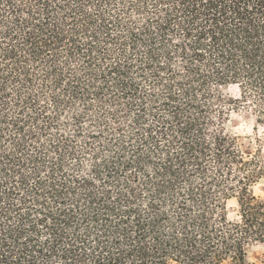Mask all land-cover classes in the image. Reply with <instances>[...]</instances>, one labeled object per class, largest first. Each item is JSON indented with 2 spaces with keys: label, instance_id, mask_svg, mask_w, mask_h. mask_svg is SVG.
<instances>
[{
  "label": "trees",
  "instance_id": "obj_1",
  "mask_svg": "<svg viewBox=\"0 0 264 264\" xmlns=\"http://www.w3.org/2000/svg\"><path fill=\"white\" fill-rule=\"evenodd\" d=\"M77 102L79 149L47 137ZM240 109L264 127V0H0V264H251L264 168L226 131ZM79 153L95 176L71 186Z\"/></svg>",
  "mask_w": 264,
  "mask_h": 264
},
{
  "label": "rangeland",
  "instance_id": "obj_2",
  "mask_svg": "<svg viewBox=\"0 0 264 264\" xmlns=\"http://www.w3.org/2000/svg\"><path fill=\"white\" fill-rule=\"evenodd\" d=\"M224 90L225 94L233 96L238 95V89L236 86H230L229 88ZM58 93H61V91L59 90ZM50 94L51 93H49V95ZM82 105L83 104L81 102H77L75 105H72V108L66 109L68 108L66 107L64 111H61L60 113L58 112L59 124L54 125V128L49 131L50 136L47 137L51 138L53 134L56 135L55 133L60 131L64 138L73 140L69 141L71 147H76V149H79L80 146L84 144L83 140L85 138L75 135V129L77 128V126L74 124L75 120L73 119V117L76 116L77 112H80L83 109ZM94 108L95 110L92 112V114L95 115L97 113V105H95ZM55 111L56 108L54 106H50V110L47 111L45 115L50 117H53L55 115L57 116ZM82 125L86 128L88 127V122L83 121ZM225 128L227 133L235 136L238 139L241 150L245 153H252L255 157L258 158V160H260V163L264 168V127L257 123L256 117L250 111L244 109L234 110L230 113L227 120L225 121ZM92 130L96 131L97 128L92 126ZM129 130L130 128H126L125 133H129ZM103 135H106V133ZM103 138L104 136L98 137L96 139H92V141L95 143V145H99V141L103 140ZM43 141L46 142L44 138ZM101 149L103 148L101 147ZM104 150L105 149H103V151ZM61 152L63 153V149L61 150ZM52 156L57 155L53 153ZM64 163L66 164L65 168H67V166L69 165H71L69 166V168H77L75 171L70 170L69 172H66L67 169L64 168L65 171L61 172V179L67 180L68 185H75L72 182V179L73 177L76 178L77 176L75 175H78L80 173H85L87 177L89 176L93 178V176H95L92 171L93 162L91 155H84L82 153H79L75 157L70 155L65 158ZM47 175H49V177L51 176L49 172H47ZM94 182L98 187H100V185L102 184L98 179L94 180ZM252 189L256 195L264 197V174L262 175L261 179L253 185ZM68 202L71 201L68 200ZM142 203H146V199ZM226 204L229 219H237L239 214L237 199L230 198L226 201ZM62 207L63 205L61 206V208ZM45 234L46 233L43 231V237H46ZM246 257L247 261L251 264H264V244L253 243L251 245H248ZM54 260H58V257H55ZM224 264H230V261H226Z\"/></svg>",
  "mask_w": 264,
  "mask_h": 264
}]
</instances>
